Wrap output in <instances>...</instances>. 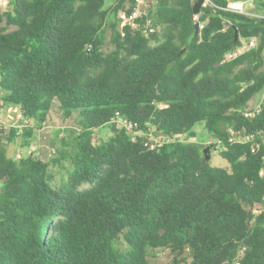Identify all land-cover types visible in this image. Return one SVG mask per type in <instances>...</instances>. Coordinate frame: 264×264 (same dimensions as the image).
Instances as JSON below:
<instances>
[{"label": "trees", "instance_id": "1", "mask_svg": "<svg viewBox=\"0 0 264 264\" xmlns=\"http://www.w3.org/2000/svg\"><path fill=\"white\" fill-rule=\"evenodd\" d=\"M133 1L0 10V103L30 123L0 126V264H149L160 249L170 264H264V97L248 106L264 87V19L228 0L198 13L195 0H156L144 35L141 19L120 25ZM53 115L70 125L54 157L7 155ZM200 122L228 169L185 140ZM62 160L53 186L49 165Z\"/></svg>", "mask_w": 264, "mask_h": 264}, {"label": "rangeland", "instance_id": "2", "mask_svg": "<svg viewBox=\"0 0 264 264\" xmlns=\"http://www.w3.org/2000/svg\"><path fill=\"white\" fill-rule=\"evenodd\" d=\"M112 0H105V5L111 3ZM264 2V0H262ZM243 8L245 12L259 14L264 12V7H261L256 3V0L253 3L246 2L243 0ZM1 10V7H0ZM197 17H195V20ZM109 31H106V45L104 46L105 50L111 49V44L109 43ZM262 69L264 70V50H263V66ZM264 97V87L259 93H256L252 96L249 101V107L254 108L261 102L262 98ZM30 124V123H28ZM23 120H19V117L15 114H12L7 110V105H2L0 103V126L5 128L8 127H16L18 130L21 128L26 127L28 125ZM69 123L67 120H63L59 118L57 115H53L52 119L45 125L39 129H33V135L31 138L30 145L23 146L19 143H9L7 144V155L9 157H13V154L16 150L19 151H27L28 149L32 150L35 155L39 152H45L47 159L54 157L53 149L57 148L60 145L59 138L62 135H65L67 138V129L69 128ZM117 127L121 126V123L116 125ZM193 131V136H184L186 141H194L199 143L202 148L208 147L207 154L209 155L208 161L213 166L229 168L228 162L223 159L221 156L218 155L217 150L213 143H216V140L210 137L206 130L203 127V123H196L191 128ZM111 134L108 127L100 128L99 130L95 131L93 134V139L95 142H99L101 140H105ZM183 136L181 137L184 138ZM70 140V139H69ZM52 143L53 145H50ZM53 148V149H52ZM42 150V151H41ZM68 169V163L65 160H62L58 163H50L49 171L52 174L51 184L53 186L58 185L62 179L66 177ZM85 186V185H84ZM171 263V254L168 250H156L153 252L149 264H170Z\"/></svg>", "mask_w": 264, "mask_h": 264}, {"label": "built area", "instance_id": "3", "mask_svg": "<svg viewBox=\"0 0 264 264\" xmlns=\"http://www.w3.org/2000/svg\"><path fill=\"white\" fill-rule=\"evenodd\" d=\"M208 0H204L202 5H204ZM246 2L253 3L254 0H245ZM7 3V0H0V7L1 10L5 7ZM156 3V0H134L131 4V8L128 14L121 12L119 14L120 18V25L127 24L131 28H138L139 24L137 22L138 19H141L142 21V32L144 35H147L149 31H151V20L149 18H142L145 16L148 12V9L154 6ZM228 11L237 12L240 14H246V15H253L259 18L264 19V12L259 14L249 13L245 12L243 8V0H228L226 7L224 8ZM197 17V15H194V19ZM201 27V25H199ZM255 45V40L252 39L248 42H243L240 46L235 48L232 52H229L225 55V59H231L232 57L242 53L243 51L253 47ZM7 110L11 112L12 114H15L19 117V120H23L25 123L27 121L23 118V116L20 114V111L17 106L15 105H7ZM259 107L258 105L255 107V111H258ZM245 115H252L251 112L245 113ZM236 140H244V137H235ZM253 150V149H252ZM31 152L30 149L27 151H19L16 150L13 154L14 159H19L24 155H28Z\"/></svg>", "mask_w": 264, "mask_h": 264}, {"label": "water", "instance_id": "4", "mask_svg": "<svg viewBox=\"0 0 264 264\" xmlns=\"http://www.w3.org/2000/svg\"><path fill=\"white\" fill-rule=\"evenodd\" d=\"M203 1H204V0H195L194 6H193V8H192V11H193L194 13H198V11H199V7H200V5L203 3ZM198 29H199L198 22H194V24H193V32H192V35H193V36H195V35L197 34ZM236 37H237V32L235 31V32H234V38L236 39ZM202 152H203V154H204V156H205V160L208 161V158H209V155L207 154V152H208V147H204V148L202 149Z\"/></svg>", "mask_w": 264, "mask_h": 264}]
</instances>
